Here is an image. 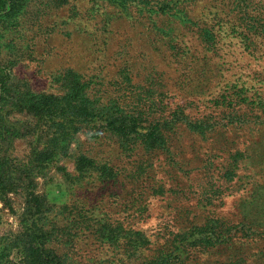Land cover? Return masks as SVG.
<instances>
[{"label":"rangeland","instance_id":"obj_1","mask_svg":"<svg viewBox=\"0 0 264 264\" xmlns=\"http://www.w3.org/2000/svg\"><path fill=\"white\" fill-rule=\"evenodd\" d=\"M24 4L0 19V67L24 133L9 155L42 211L27 231L25 191L0 202V264L38 247L61 264H264V0ZM29 95L96 116L46 144Z\"/></svg>","mask_w":264,"mask_h":264},{"label":"trees","instance_id":"obj_2","mask_svg":"<svg viewBox=\"0 0 264 264\" xmlns=\"http://www.w3.org/2000/svg\"><path fill=\"white\" fill-rule=\"evenodd\" d=\"M25 0H0V19L9 16L15 12H20L24 8ZM7 73L4 68L0 67V202L6 203L7 196L16 193L19 190L25 191L27 205L25 209V223L27 224V231L31 228L35 230L34 217L41 213L42 206H40V199L34 192V182L32 170L25 169L14 158L9 155V146L12 141L19 136H23L20 131L14 127H9L7 122L8 112L4 109L5 105L9 102V91L7 89ZM53 98L39 95H29L28 102L30 103L25 107L28 112H33L42 115L48 121L49 125L48 134L49 139L46 144H53L56 141L58 134L67 135V129L70 126L75 127L76 123H86L94 118L96 115L92 111H87L82 108H75L70 105L64 107L52 105ZM22 104V101L20 102ZM107 127L112 131H122L124 128L119 123H115L113 118H109ZM70 125V126H69ZM50 130L52 134H50ZM147 135V134H146ZM153 138L154 134H150ZM50 154L39 153L34 156L33 163L35 167L40 168L46 160H49ZM35 233V232H34ZM23 239V241H22ZM39 240L38 235L35 233V239ZM28 239L21 236L20 242L28 246ZM28 249V250H26ZM24 251L27 255L31 253L30 246ZM36 260L34 264H61V260L53 254L52 251L37 248L34 251Z\"/></svg>","mask_w":264,"mask_h":264}]
</instances>
